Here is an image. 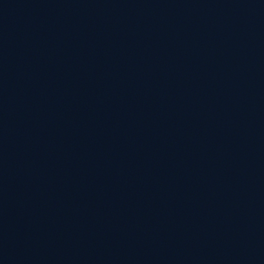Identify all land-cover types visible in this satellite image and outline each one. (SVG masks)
Wrapping results in <instances>:
<instances>
[{
	"label": "water",
	"instance_id": "water-1",
	"mask_svg": "<svg viewBox=\"0 0 264 264\" xmlns=\"http://www.w3.org/2000/svg\"><path fill=\"white\" fill-rule=\"evenodd\" d=\"M0 264H264V0H0Z\"/></svg>",
	"mask_w": 264,
	"mask_h": 264
}]
</instances>
